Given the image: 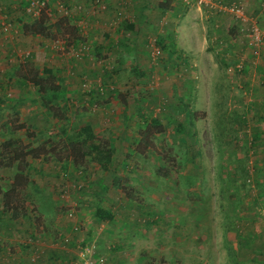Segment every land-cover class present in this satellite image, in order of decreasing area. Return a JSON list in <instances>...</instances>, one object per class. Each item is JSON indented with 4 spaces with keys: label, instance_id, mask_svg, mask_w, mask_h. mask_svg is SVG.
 <instances>
[{
    "label": "rangeland",
    "instance_id": "374dc122",
    "mask_svg": "<svg viewBox=\"0 0 264 264\" xmlns=\"http://www.w3.org/2000/svg\"><path fill=\"white\" fill-rule=\"evenodd\" d=\"M40 1L0 0V264L60 263L55 246L70 248L67 264L79 261L81 246L102 264H264V103L249 100L250 88L251 97L264 84V42L216 32V16H237L214 0H175L176 15L147 0L138 17L134 0H45L48 37L25 33ZM135 22L140 32L127 34ZM74 26L85 36L72 44ZM108 26L135 44L118 66L115 47L93 39ZM35 68L55 74L67 101L44 106L49 94L23 79ZM153 116L165 131L140 154L138 130ZM85 124L114 149L106 169L65 158L67 134ZM41 143L51 155L27 156L29 182L18 196L25 208L6 225L1 196L16 172L8 156ZM98 205L115 211L114 221L96 220Z\"/></svg>",
    "mask_w": 264,
    "mask_h": 264
},
{
    "label": "trees",
    "instance_id": "16d2710c",
    "mask_svg": "<svg viewBox=\"0 0 264 264\" xmlns=\"http://www.w3.org/2000/svg\"><path fill=\"white\" fill-rule=\"evenodd\" d=\"M50 14L46 10L42 9L40 14L32 22L24 24L25 33H30L32 35H38L43 37H48V20ZM65 19V18H61ZM57 22V20H56ZM131 29L133 24L128 25ZM43 73L40 75L39 70L36 68L32 70L31 75L24 77V80L32 83L33 86L37 87L38 93L41 96H45L46 93L49 94L47 100H42L45 107H49V102L52 100H58L62 98L65 101L63 87L57 83L55 74L47 68L42 69ZM1 101V100H0ZM124 101V99L122 100ZM125 102V101H124ZM53 113V116L58 118H63L65 115L60 110H55L51 107L50 109ZM59 111L60 113L56 112ZM18 129L24 128V124L17 125ZM165 131L164 125L161 123V120L158 116H153L151 118H146V122L143 128L138 130L140 137L136 144V151L140 154H143L149 145L151 144V136L157 133H163ZM67 146L66 157L69 158L74 166H80L84 163L85 159H90L95 164L99 165L103 169H106L109 164L112 162V156L114 149L112 146H109L106 141L98 140L93 131V128L89 124L82 125L76 132L69 133L66 136ZM12 140H6L3 142V145L8 146L12 144ZM141 147V148H140ZM12 154L9 155L10 163L16 162V172L13 175L12 182L9 188L2 192V207L3 210L10 211L13 217H19L20 212L24 206L21 200L18 198L20 191L24 189L29 182L26 165H27V156H30L32 159L45 158L47 155H51L48 148L44 143L38 145L24 144L23 146H16L11 150ZM58 159L62 160V155L58 154ZM264 184V178L262 180ZM114 213L110 208L104 209L102 206L98 205L95 208L94 216L96 220L105 221L113 220ZM233 248L229 247V257L231 255V250ZM234 250V249H233ZM236 251V250H235ZM98 255V254H97ZM232 257V256H231ZM232 260V259H231ZM229 264H231L229 262ZM232 264L233 261H232ZM241 264V263H238Z\"/></svg>",
    "mask_w": 264,
    "mask_h": 264
},
{
    "label": "crops",
    "instance_id": "0c3cea01",
    "mask_svg": "<svg viewBox=\"0 0 264 264\" xmlns=\"http://www.w3.org/2000/svg\"><path fill=\"white\" fill-rule=\"evenodd\" d=\"M79 1L80 0H71V1L68 0V2H73V3L74 2H79ZM109 1L110 0H108V2ZM162 1L163 0H160V2H158L156 4L158 8H161V10H163L162 9V6L163 7L166 6L165 8H171L172 9L173 15L178 14L179 7H178V4H177V2L175 0L174 1L173 0H168L164 4H163ZM214 1L215 2H220V3L222 2L224 5H229V3H232L234 1L241 2V4H242L244 18H240V19L238 18L237 19V17L233 18L232 16H229V20H227L226 17L222 18L221 15L220 16H216V18H218V20H217V22H215L214 27L216 29V32L217 31L220 32V33H222V31L225 32V39H229V41H233V40H236V39H238L240 37H243V39H247V42H248V39L251 41V38H252L251 35L253 34L252 30L255 27V24L259 28V30L262 33H264V0H214ZM138 2H139V4H138ZM146 3H147V0H139V1L138 0H134L133 1L132 5L136 7L135 10H134L135 11L134 14H135L136 17H138L137 14H139L140 12H141V14L142 13H145V9L143 7L146 5ZM111 5L113 7H115L114 6L115 4H113V2L110 4V6ZM198 8H200V9H199V13H197V14H200V15L203 14V11L201 10V7H198ZM112 10L113 9L108 10L107 13H106V17H104L107 20L106 23H109V25H111V22L108 20L109 17H110V14L109 13ZM222 12H225L226 13L228 11L222 10ZM69 23H72V22H70V20H69ZM117 27H120V26L118 25ZM180 27L181 26H179L177 28H180ZM107 28L108 29L107 30H104L103 34H99L97 32V36L98 37L97 38H93V39L94 40L96 39L95 41H96V44L97 45L100 44L101 46H103V45L112 46V49H113V47H115V52H116L115 53L116 54L115 55V59H116V64H117L116 66H118V64H119V62H118L119 57L124 58L126 56V54H125L126 52L124 50L125 49H128L130 47L131 48L134 47L135 44H132V46H128L127 45V42L125 43L124 40H123L124 37L120 38V36H119V37L115 38V36L117 35L115 33L116 32L115 27H111L110 28L108 26ZM127 28H130V27L127 26ZM73 29L77 32V34H75L73 37L72 36H69L66 41L68 43L70 41L72 44H75L76 41L78 42V41L82 40L83 39L82 37H84L85 35H82V34L78 33V30H77V27L76 26H74ZM97 29H99V28H97ZM97 29H95V30H97ZM140 30H141V28L139 27V24L137 22H135L133 24V28L132 29L130 28V30H127V34L131 33V31H132V34H137V33L140 32ZM86 39L87 40H90L89 37L86 38ZM218 39H219V37L216 36V35L212 38V40H214L216 42H217ZM204 40H206L205 37H204ZM250 41H249V44H250ZM252 46H254V45L252 44ZM261 47L264 48V44H262ZM254 48L255 47H253V49ZM51 56L53 57L54 55L51 54ZM0 59L2 60V58H0ZM62 61L64 62V60H62ZM63 62L60 65L61 68H63L65 66ZM261 62H264V58L261 60ZM66 64H68V63L66 62ZM261 65H263V63ZM75 67H76V65L73 68L75 69ZM66 68H67V66H66ZM258 68H259V70H264V66H263V68L261 66H259ZM121 69H122V66H121ZM253 70H254V72H252V76H254L256 74L255 73V71H256V68L255 67L253 68ZM86 71H87V74H88L89 73V70H86ZM263 73H264V71H263ZM263 73H259V74L263 75ZM255 77H258V74L255 75L254 78ZM262 82H264V80H262ZM255 89L257 90L256 91L257 93L254 94V95H251V97H250V94H253L254 93L253 87L250 88V91H249V98L250 99L249 100H251L253 102H257L258 101L260 103H264V84H262V88H261L262 90H259V88H255ZM85 90H87V89H82V93ZM258 91H259V93H258ZM246 93H248V92L246 91ZM258 95H260L261 98H259ZM103 105H106V104H103ZM263 110H264V105H263ZM124 130H125V128L123 127V131ZM118 135H121V133L118 132L117 133V136ZM113 156H114V152H113ZM113 156H112V159H113ZM112 166H115V163L112 164ZM74 169H76V168H74ZM99 185H96V187L94 186V189H93V190L97 189L98 191H96V193H98V194L101 191H104V189H105V185L104 184H103V187L104 188L98 189V186ZM111 186H112V183L109 182L108 188L111 187ZM97 203H98V201H96V204ZM113 212H115V211H113ZM4 216L6 217V220H5V222H6L5 224L6 225H8V223H10V221L18 220V218H19V217H16V218L13 217L12 216V213L10 211H6L5 214H4ZM76 220H79L78 217H76ZM113 221H114V219H113ZM94 222H96V221H94ZM53 245H55V244L53 243ZM55 247L58 248V249H56ZM55 247H53V249H51L52 254H60V256H61L59 259H57L58 262H60V263H55V264H67V263H69L71 261L69 258L72 256V253L69 250L70 248L69 249H65L62 246L61 247L55 246ZM97 252H99V250ZM118 255L121 257V253H119ZM114 257H115V254H112L111 255V258H114Z\"/></svg>",
    "mask_w": 264,
    "mask_h": 264
},
{
    "label": "built area",
    "instance_id": "2783aa9c",
    "mask_svg": "<svg viewBox=\"0 0 264 264\" xmlns=\"http://www.w3.org/2000/svg\"><path fill=\"white\" fill-rule=\"evenodd\" d=\"M186 2L188 0H185ZM207 2L206 0H198V2ZM38 3V0L34 1L31 0L30 4H35ZM216 7L218 9L221 10H226L228 12L233 13L234 15H236L239 18H244V13H243V9H242V5L241 3H239L238 1H234L232 3H230L229 5H223L220 2H216L215 3ZM46 7L45 4V0H41L39 2V4L36 7V10L34 11L35 14L39 15L41 10L44 9ZM45 10V9H44ZM253 34L251 35V41L250 43L253 44L255 47L256 45L260 44L261 42H264V33H262L259 28L256 26L253 28L252 30ZM84 48L86 49L87 46H84ZM258 50L257 48L253 49V54H257ZM74 213L73 210H70L67 215L68 216H72ZM64 241H68L67 239H65ZM80 251L78 253L79 255V261L76 262V264H102L104 262V257L97 255L94 248L92 247L91 250L89 248H87L86 246H81L79 247Z\"/></svg>",
    "mask_w": 264,
    "mask_h": 264
}]
</instances>
